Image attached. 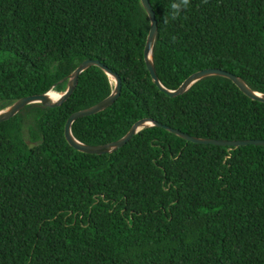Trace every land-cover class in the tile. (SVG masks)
Masks as SVG:
<instances>
[{"label":"trees","instance_id":"1","mask_svg":"<svg viewBox=\"0 0 264 264\" xmlns=\"http://www.w3.org/2000/svg\"><path fill=\"white\" fill-rule=\"evenodd\" d=\"M148 3L164 89L216 68L264 95V0H189L167 23L168 0ZM149 28L140 0H0V112L62 94L91 59L119 76L120 94L73 121L74 140L103 145L141 119L159 125L106 154L69 146L68 116L113 90L96 66L61 105L31 103L0 122V264H264V146L195 144L161 127L264 140V102L215 75L169 97L145 66Z\"/></svg>","mask_w":264,"mask_h":264},{"label":"water","instance_id":"2","mask_svg":"<svg viewBox=\"0 0 264 264\" xmlns=\"http://www.w3.org/2000/svg\"><path fill=\"white\" fill-rule=\"evenodd\" d=\"M140 2H141L143 9L147 13V16L150 21V28H149L146 43L143 49V58H144L146 69L151 78V81L160 91L164 92L169 97H175V96L182 94L188 87H190L193 83H195L199 79L204 78L206 76L215 75V76H221V77L229 79L238 88V90L242 94H244L246 97L252 100H255V101L264 102V95L261 96L258 93L251 92L237 76L229 72L216 69V68H208V69L194 72L193 74L188 76L175 90L164 89L157 80V77L155 75V72H154V69L151 63V58H150V52H151L153 40H154L155 33H156V21H155L152 9L148 3V0H140ZM90 66H96L100 68L101 70H103L107 74V76H109L112 79L114 87L109 96H107L106 98H104L103 100L95 104L94 106L74 112L68 116L64 124L63 136L69 146L85 154H106L117 148L122 147L127 141L131 139V137L134 134H136L142 128L147 127V126H159L157 123L153 122L152 120L141 119L135 122L131 126L129 131L122 138L114 142H110V143L103 144V145L90 146V145L81 144L77 142L76 140H74L70 134V126L72 122L77 119H80V118H83L89 115H93L97 112H100L106 109L107 107L112 105L117 100L120 94L121 81H120L119 76L113 73L112 71H110L99 61L91 60V59H86L83 62H81L77 66V68L68 76L66 90L62 94H60L58 98H56L55 101L52 102L48 98V93H50V91L44 94H40V95H32V96H26V97L20 98L15 103H13L8 109L0 112V122L10 119L21 108L31 103H40L41 105L47 106V107H56V106L61 105L70 96L73 89L75 88L79 74ZM161 127L175 134L176 136L182 138L183 140L187 142L195 143V144L214 145V146H231V147L246 146V145L264 146V140L256 139V140L231 141V140L202 139V138H195V137L189 136L176 129H172L166 126H161ZM27 145L28 147L33 146V144L29 142H27Z\"/></svg>","mask_w":264,"mask_h":264},{"label":"clouds","instance_id":"3","mask_svg":"<svg viewBox=\"0 0 264 264\" xmlns=\"http://www.w3.org/2000/svg\"><path fill=\"white\" fill-rule=\"evenodd\" d=\"M189 0H168V16L165 18V23L169 19L175 20L187 9Z\"/></svg>","mask_w":264,"mask_h":264},{"label":"bare ground","instance_id":"4","mask_svg":"<svg viewBox=\"0 0 264 264\" xmlns=\"http://www.w3.org/2000/svg\"><path fill=\"white\" fill-rule=\"evenodd\" d=\"M48 98L50 99V101H55L56 100V98H57V96L55 95V94H53V93H48ZM147 124V123H146Z\"/></svg>","mask_w":264,"mask_h":264},{"label":"rangeland","instance_id":"5","mask_svg":"<svg viewBox=\"0 0 264 264\" xmlns=\"http://www.w3.org/2000/svg\"><path fill=\"white\" fill-rule=\"evenodd\" d=\"M50 93H53V92H50ZM53 94H55V93H53ZM55 95H56V96H57V98H58V96H59V95H58V94H55ZM148 125H149V124H148Z\"/></svg>","mask_w":264,"mask_h":264}]
</instances>
